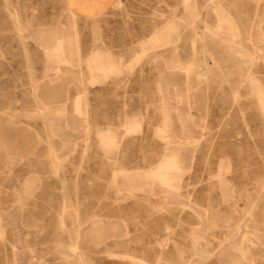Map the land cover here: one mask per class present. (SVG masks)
Instances as JSON below:
<instances>
[{"label":"rangeland","instance_id":"obj_1","mask_svg":"<svg viewBox=\"0 0 264 264\" xmlns=\"http://www.w3.org/2000/svg\"><path fill=\"white\" fill-rule=\"evenodd\" d=\"M69 9L0 0V264H264V0ZM69 24L78 66L38 39ZM97 50L117 65L107 78ZM34 89L63 116H40ZM174 169L177 190L124 179Z\"/></svg>","mask_w":264,"mask_h":264},{"label":"crops","instance_id":"obj_2","mask_svg":"<svg viewBox=\"0 0 264 264\" xmlns=\"http://www.w3.org/2000/svg\"><path fill=\"white\" fill-rule=\"evenodd\" d=\"M65 1L67 3L68 7L70 8L69 9L70 12L75 17H76V15H78L80 17L93 18V19L101 17V16L109 13L112 10V8L115 6V3L117 2V0H65ZM69 26H70V24L69 25H60L59 30L52 31V33H47L48 34L47 36H45V33H44V35L40 34L41 36L38 39H40V42H41L42 46L44 47L45 53L48 56V59L50 62L59 64V65H73V66L77 65L78 66L81 63V60H80L81 56L79 53L80 50L78 48H76L79 46L78 45L79 40L76 38L73 39L72 43H74V44H72V43H70V41H68V40H70V38H69L70 27ZM64 39H66V40H64ZM64 46H65V48H64ZM74 53H76V54H74ZM90 66L94 70L96 77L107 78L117 71V65L114 62L113 58L110 57V55L108 53H106L102 50L101 51L97 50V51H94L92 53ZM60 73H62V72L61 71L57 72L58 77H60V75H61ZM98 74H100V75H98ZM58 79H60V78H58ZM75 83L81 84V81H78L76 79ZM34 92L39 94L36 101L38 103V108H39L38 114L40 116L42 115V117L45 119H49L52 116H58V117L63 116L62 114L64 113V109H62V107H56L53 105V102H52L53 96L52 95L46 94L45 91H43V89H34ZM85 123H87V122L85 121ZM48 124L50 125L51 122L48 121ZM52 126H53V124H51V127ZM0 134H3L2 130H0ZM98 135L100 137L101 145L104 149L113 150L114 148H116V145L114 144V146H113L112 143L116 142L117 139L115 137H112L111 132H108V131L102 132L101 131L98 133ZM51 147L54 148L53 146H51ZM135 177H138L141 180L142 179L145 180L144 183L148 184L149 177L144 176L143 173H139V175H130V176L127 175L124 177V179L131 180V179H134ZM129 183L130 184L126 185L127 190H129V189H143L144 188L143 184L139 183V184L135 185L134 182H132V183L129 182ZM87 224H89V226L93 230H96L95 232H98L99 222L95 221V222L91 223L88 221ZM80 236L82 239L85 237V234L83 233V228L81 229Z\"/></svg>","mask_w":264,"mask_h":264},{"label":"bare ground","instance_id":"obj_3","mask_svg":"<svg viewBox=\"0 0 264 264\" xmlns=\"http://www.w3.org/2000/svg\"><path fill=\"white\" fill-rule=\"evenodd\" d=\"M74 17V16H73ZM74 21H75V19H74ZM76 24V23H75ZM18 26V25H17ZM21 27V26H20ZM66 27V26H65ZM70 27V26H69ZM66 29V28H65ZM21 31V30H20ZM67 31V30H66ZM77 31V30H76ZM72 32V31H71ZM55 40V39H54ZM64 40H66V39H64ZM68 40V39H67ZM68 41H70V40H68ZM66 42V41H65ZM72 44H74V43H72ZM66 45V44H65ZM73 46V45H72ZM64 48H65V46H64ZM78 48V47H77ZM79 49V48H78ZM74 51V50H73ZM75 52V51H74ZM80 53V52H79ZM74 54H76V53H74ZM73 54V55H74ZM65 55V54H64ZM81 60V59H80ZM68 62V61H67ZM72 63V62H71ZM106 72V71H105ZM98 75H100V74H98ZM39 101V100H38ZM42 108V107H41ZM168 109H169V107H168ZM170 110V109H169ZM85 111V110H84ZM165 111V110H164ZM168 112V111H167ZM62 114V113H61ZM165 114V113H164ZM164 114H163V117H164ZM63 115V114H62ZM42 116V115H41ZM44 116V115H43ZM167 116H169V115H167ZM166 116V117H167ZM62 117V116H61ZM170 118V117H169ZM167 119V118H166ZM164 120V119H163ZM165 122V121H164ZM130 123V122H129ZM165 124V123H164ZM51 125V124H50ZM169 154H170V152H169ZM174 160H176V161H179L180 163L183 161L182 160V158H181V156H178V157H174ZM152 171V170H151ZM150 171V172H151ZM178 170H176V169H174V171H172V173H171V175L170 176H160V178L158 179V178H156V176H151V177H149L150 179H148V183H150L151 182V185H154V184H156V183H158V184H160V185H162L163 187H165V188H167V189H169V190H177L178 189V183L179 182H177V176H176V172H177ZM179 172V171H178ZM68 201L66 202V206H65V209H67L68 208ZM77 219V222H78V225H79V227H77V228H75V229H72V228H69V230L68 231H70L69 233L70 234H76V236H75V238H77V239H79V238H81V236H80V234H81V229L83 228V224L81 225L80 223V219L79 218H76ZM88 222V221H87ZM74 228V227H73ZM67 231V232H68ZM77 244V243H76ZM202 253V252H201ZM200 253V254H201ZM76 254V253H75ZM242 254V253H241ZM83 257V256H82ZM80 258V257H79ZM81 259V258H80ZM81 263V262H80ZM200 263V262H199Z\"/></svg>","mask_w":264,"mask_h":264}]
</instances>
